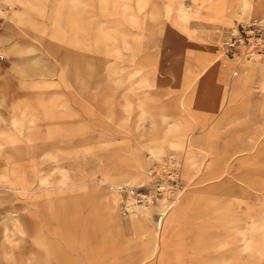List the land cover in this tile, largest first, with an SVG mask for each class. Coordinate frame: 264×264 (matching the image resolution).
I'll use <instances>...</instances> for the list:
<instances>
[{
	"label": "bare ground",
	"instance_id": "6f19581e",
	"mask_svg": "<svg viewBox=\"0 0 264 264\" xmlns=\"http://www.w3.org/2000/svg\"><path fill=\"white\" fill-rule=\"evenodd\" d=\"M46 1L48 0H0V14L5 16V22L11 28L17 25L21 28V31H16L14 34L15 38L4 43L3 47L0 44L2 52L29 54L33 51L28 43L29 36L32 35L44 39L50 50L59 48L60 13L51 9ZM65 2L75 6L78 0H60L61 4ZM223 2L230 6L232 12H236L238 19L242 21H249L251 16L264 12V0H224ZM5 3L11 8L13 4H18L19 7L10 13L9 9L1 6ZM143 5L144 1L139 0V6L143 7ZM161 7L171 21V34L176 38L168 41L172 55L165 67L166 73L171 74L183 88L182 96H178L174 103L170 102L167 107L158 106L156 112H153L148 106L145 107L141 100L140 109L139 107L136 109L135 117L131 119V115L126 111L132 108L120 107L118 111L113 106L110 94L97 95L100 86L98 81L95 86H89L87 77L95 73L94 64L83 57V61L86 62L82 66L74 65L78 70L76 75H80L75 77L76 83L81 87L77 91L88 104L92 103L93 98L102 108L107 123L106 126H102L116 130V135L121 138L120 142L102 131L100 134L96 133L97 127L76 120L77 112L72 106L44 104L43 115L30 112V107L25 106L29 112L21 108L19 112L12 111L8 117L4 116L0 108V264H79L83 259L90 261L95 252L93 247L104 252L108 247L107 244L110 243L112 247L117 243L114 233L117 235V231L123 232L128 226L121 213L126 208L132 214L131 220L137 216L139 219L142 216L153 218L156 208L162 214L156 220V225H160L157 239L146 259L151 260L154 255L160 262L172 251L179 243L178 239L182 236L186 225L183 216L188 211L195 210L198 213L190 227L202 236L205 235L206 229L212 227L214 219L223 221L222 234L218 233L222 238L215 244L224 248L215 250L213 257L196 258L198 262L254 264L255 245L264 244V241H257L255 238L257 229L264 228V223L255 225V217L264 222V192L256 193V200L248 192V188L264 187V141L254 127L264 124V62L258 55L238 56L241 58L240 72L234 69L230 81H227V67L221 62L227 60L229 55L217 38L218 34L179 24L177 20L184 16L183 10L181 9L182 12L178 10L172 18L170 12L174 9L171 1H162ZM39 15L48 18L51 28L49 33L43 29L44 25L46 27V22L41 21ZM150 17L156 20L159 15L153 12ZM259 19L264 21L261 17L244 24ZM228 26L234 32L238 30L236 24L232 26L226 24L224 29ZM103 29L102 38L105 42L120 37L118 31L116 35H111L105 27ZM180 30L185 32L188 38H196H194L196 47H190L185 44V40L177 39ZM4 41L5 38L0 36V43ZM74 42L76 41L70 40L67 45ZM198 46H203L202 54L198 53ZM114 52L120 51L116 49ZM27 58L31 59L33 56ZM40 64L45 66L44 63L40 62ZM14 66L17 67V71L21 70L18 62H15ZM82 67L85 69L84 72L81 71ZM119 67L117 63L106 67V74L110 80L111 72H118ZM147 81L150 79L148 78ZM256 82L259 83L260 93L256 97V102L252 104L251 91ZM193 85L197 87L198 101L208 103L211 109L209 115L216 112L215 115H219V125L223 131L228 132L229 139L226 140L225 147L235 151L246 150L238 155L263 161L259 163L263 168L246 169L249 176L241 179L244 183L243 188L246 189L245 199L227 194L228 184L194 185L205 181L207 177L203 175L199 179L193 178L191 156L193 157L196 146L195 139L189 141V135L193 133L195 127L193 124L189 125L190 121L186 114L179 112L186 90ZM145 96L147 99H157L152 97L151 93ZM1 100L5 98L2 97L0 102ZM124 105H127L126 102ZM15 113H19V116ZM148 118L149 121H146L145 119ZM214 124L216 126L218 123ZM185 143L190 149L189 155L181 151ZM110 146L112 148L109 149ZM119 147L129 154L131 158L129 161L126 160L125 153L116 152ZM79 148L86 153L93 152L97 162L96 166L85 175L76 174L72 166L67 168L65 165L67 154L76 152ZM172 149H175V152ZM149 154L150 159H160L159 161L162 162H165L170 155L177 158L180 173L183 171V191L181 188L174 199H169L167 196L158 198V204H154L152 200L138 204L130 197L123 199L117 185L138 186L139 184L134 183L144 181L147 177L145 170L148 169L145 168V155ZM106 157L114 161L108 165L104 164L103 159ZM95 170L100 172V178H96ZM148 177L150 179L149 175ZM79 183L91 186L80 189L82 193L87 192L86 196L93 206L89 207L91 213L81 219L80 232L64 233L58 240L48 229L47 222L43 218L44 207L51 196L59 200L67 188ZM182 194L183 197L179 201ZM227 196L230 200L233 197L234 200L228 201L230 206L226 207L223 205L227 201ZM178 201L177 207L172 209ZM97 206L98 209L100 207V218L103 221L98 220L101 227L99 234L98 231L96 232L97 219L94 214ZM134 221L130 223L136 237L149 234L146 226H139ZM95 263L98 264L99 259H96Z\"/></svg>",
	"mask_w": 264,
	"mask_h": 264
},
{
	"label": "rangeland",
	"instance_id": "374dc122",
	"mask_svg": "<svg viewBox=\"0 0 264 264\" xmlns=\"http://www.w3.org/2000/svg\"><path fill=\"white\" fill-rule=\"evenodd\" d=\"M143 1V7L139 6V0H78L75 6H72L69 2L61 4L60 0L46 1L51 9L58 10L60 13L58 18L61 24L59 29L60 38H58L60 41L58 44L59 48L50 50L44 39H39L32 35L29 36L28 43L33 51L29 54L6 53L0 50V54L5 56L4 59L0 60V98H5V100H1L0 108L4 116L8 117L12 111L19 112L25 106L30 107V112L33 111L38 115H43L44 109L42 105L44 104L51 103L63 105L64 107L72 106L77 112L76 120L97 127L96 133L104 132L109 137L117 138V142H120L121 138L116 135L115 129L113 131L102 126L107 124L102 108L91 97L92 103L88 104L85 98L77 91L81 87L80 84L76 83L75 77L80 75H76L78 70L74 68V65L82 66L86 62L83 61V57L95 65V73L87 77L89 86H95L98 81L100 86L97 89V95L110 94L113 106L118 111L120 107L132 108L126 111L127 114L131 115V119H134L136 109L139 107L141 100V103L145 107L148 106L153 112H156L158 106L167 107L170 102L174 103L178 96H182L183 88L171 74L166 73L167 68H165L172 55L168 41L176 39L171 34V21L166 17L164 8L161 7L164 0ZM168 1L172 2L174 9L173 12H170L172 18L178 10H183L184 16L177 20L179 24H185L191 29L216 32L218 34L217 38L220 39L222 45L223 41L234 32L229 26V28L224 29L226 24L231 26L236 24L238 28L239 24L261 17L264 18V12H262L251 16L249 21H242L238 19L236 12H232L230 6L224 4V0ZM1 6L9 9L10 13L13 9L15 10L19 7L18 4H13V8H11L8 3ZM153 12L159 15L158 19L154 20L150 17ZM38 18L46 22V27L44 25L43 29L49 33L51 28L48 18L40 17V15ZM104 27L111 35H116L118 31L120 37H114L110 41L105 42L102 38ZM16 31H21L20 26L17 25V27L11 28L5 22L4 16L0 24V36L5 38V41L0 43L2 47L4 43L16 37L14 35ZM176 37L179 40H185L186 45L196 47V38H188L182 30H180V36ZM70 40L76 42L68 46L67 42ZM116 49L120 52L115 53ZM108 50L110 52L107 53L106 51ZM197 51L202 54L204 52L203 46H198ZM27 56H33V58L28 59ZM181 58L182 56L179 57V59ZM240 59V57L230 58L229 56L227 60L221 62L227 67V81H230L234 69L239 71ZM260 59L264 62V57ZM15 62L19 63L21 70L17 71V67L14 66ZM38 62L39 64H37ZM40 62L44 63L45 66H42ZM116 63L120 67L118 72H111L112 79L110 80L106 74V67ZM81 71L84 72L85 69L82 67ZM148 78L150 81H147ZM147 93H151L152 97H157V99H147L145 96ZM259 93L260 86L256 82L254 89L251 91L252 104L256 102V97ZM197 94L196 85L188 88L182 100V106L179 108V112L188 116L189 125L193 124L195 127L193 133L189 135V141L195 139L194 143L196 146V150L193 151V157L191 156L193 158V178L199 179L203 175L207 177L205 181L194 185L215 186L221 183L228 184L227 194L230 196L234 194L238 198L245 199L246 194L244 191L246 189L243 188L244 183L241 179H244V176H249L246 169L263 168L259 163L264 160L254 157L243 158L238 154L246 152V150L235 151L230 147H225L226 140L229 139L228 132L223 131L219 125V115H215L216 112L209 115L211 109L208 103L198 101ZM125 102L127 105H124ZM10 109L12 110L10 111ZM26 110L28 111V109ZM15 114L19 116V113ZM145 120L149 121V118ZM214 123L218 124L215 126ZM254 127L256 132L259 131V135L263 137L262 141H264V124L255 125ZM255 134L253 133V135ZM110 148L112 147L110 146ZM174 150L172 149V151ZM118 151L125 153L127 161L131 159L125 149L119 147L116 152ZM181 151L189 155L190 149L188 146L186 147V143ZM92 153H86L79 148L76 152L67 154L65 165L67 168L72 166L74 173L85 175L97 164L95 155ZM150 158V154L148 156L145 155V168H148L147 171L145 170L146 179L134 184L140 185L150 181L148 177L149 167L152 162L160 160H152ZM111 161L114 160L107 159V157L103 159V163L107 165ZM95 171L97 172L96 178H100V172ZM182 172L180 181L183 191ZM76 180L83 181L84 179ZM86 186L91 188L90 184L84 183L67 188L61 199L55 200L53 198L55 196H51L46 207H44L43 218L47 222L48 229H50L51 233H54L58 240L61 239L64 233H70L71 231L80 232L82 230L81 219L87 214L90 215L89 207L92 206L91 201L86 196L87 192L82 193L80 190ZM248 190L256 199L255 194L264 192V187H249ZM121 195L123 199L127 197L124 194ZM182 197L183 194L179 201H181ZM226 200L223 206L227 207L229 205L227 202L234 199L232 197L230 200L227 196ZM157 201L158 198L153 201L154 204H158L159 201ZM179 201L172 209L177 207ZM242 205L245 207L244 204ZM95 209L94 214L97 219L96 232L98 231L97 233L99 234L101 233L99 231L101 227L98 220L103 221L100 218V207L98 209L97 206ZM121 213L124 222L128 226L123 232H118L113 228L117 231V235L114 233L117 243L111 247L108 240L107 243L109 244H107L108 247L104 252L93 247L95 252L92 254L91 260L86 261L83 259L79 264H96V259H99L98 264H191L193 262L201 264L196 258L202 256L213 257L215 250L224 248L215 244L222 238L219 235L222 234L223 221L214 219L212 227L206 229L204 231L205 235L202 236L190 227L191 222L194 221L198 213V211L190 210L183 216L186 225L182 236L178 239L179 243L175 245L174 249L167 253L160 262L154 255L151 260L146 259L157 239L160 225H156V220L162 214L156 208L153 218L142 216L139 219V216H137L134 221L131 220L130 216L132 214L128 210L124 211L123 209ZM255 218L256 226L264 223L258 217ZM131 221H134L139 226H146L149 234L136 237L135 230L130 223ZM255 238L257 241H264V228L257 229ZM112 251H115V253L112 254ZM253 260L254 264H264V244L255 245Z\"/></svg>",
	"mask_w": 264,
	"mask_h": 264
},
{
	"label": "built area",
	"instance_id": "2783aa9c",
	"mask_svg": "<svg viewBox=\"0 0 264 264\" xmlns=\"http://www.w3.org/2000/svg\"><path fill=\"white\" fill-rule=\"evenodd\" d=\"M3 17V14H0V24ZM223 48L233 58L242 55L264 57V21L259 19L252 23L239 24L238 30L223 41ZM4 58L5 56L0 54V60ZM157 161L152 162L149 167L150 181L147 184H119V192L132 198L135 203L155 201L164 196L174 199L182 188L180 164L174 155H170L165 162ZM127 210L129 211L128 208Z\"/></svg>",
	"mask_w": 264,
	"mask_h": 264
}]
</instances>
